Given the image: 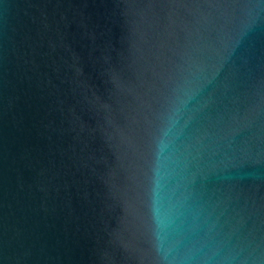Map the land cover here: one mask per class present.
<instances>
[{
	"label": "water",
	"instance_id": "water-1",
	"mask_svg": "<svg viewBox=\"0 0 264 264\" xmlns=\"http://www.w3.org/2000/svg\"><path fill=\"white\" fill-rule=\"evenodd\" d=\"M0 264H264V0H0Z\"/></svg>",
	"mask_w": 264,
	"mask_h": 264
}]
</instances>
